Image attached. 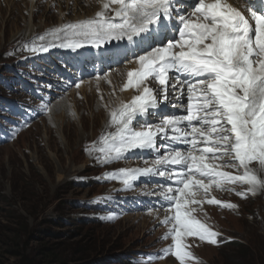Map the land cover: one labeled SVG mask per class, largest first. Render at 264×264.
<instances>
[{
  "label": "snow or ice",
  "instance_id": "1",
  "mask_svg": "<svg viewBox=\"0 0 264 264\" xmlns=\"http://www.w3.org/2000/svg\"><path fill=\"white\" fill-rule=\"evenodd\" d=\"M97 3L100 8L92 17L49 30L47 35L59 43L45 42V35H40V42L26 46L27 50L99 49L127 39L124 52L136 55L139 67L127 73L123 87L139 94L110 110L109 127L114 131L102 133L89 152H97V160L107 164L134 150L159 153L158 139L190 146L186 151L168 149L149 167L122 168L106 178L120 179L126 187L139 176L155 174L174 180L175 188L161 192L171 213L162 221L170 225L162 238L173 241L163 253L179 264H193L198 258L185 239L197 237L217 244L219 233L196 218L192 205L237 207L215 197L198 199L197 194L207 197L213 188L232 191L226 186L241 184L248 187L236 195L246 198L264 189V178L250 167L258 162L264 171V0H246L247 16L228 0H186L184 9L192 10L187 15L177 10V23L172 24L167 21L173 17L175 0ZM136 48L144 54L137 55ZM170 74L176 83H169ZM149 78L162 86L160 99L146 86ZM169 88L178 91V98L186 97V114H163L161 102L167 101ZM149 115H159L160 123L145 121L133 127L138 116ZM227 167L243 171L233 174L223 170Z\"/></svg>",
  "mask_w": 264,
  "mask_h": 264
},
{
  "label": "rangeland",
  "instance_id": "2",
  "mask_svg": "<svg viewBox=\"0 0 264 264\" xmlns=\"http://www.w3.org/2000/svg\"><path fill=\"white\" fill-rule=\"evenodd\" d=\"M35 1L0 0V70L11 64L19 66L21 62H24L21 68L33 69L31 51L26 46L38 43L37 35L45 34L49 41H57L47 35L53 29L51 25L66 24L73 15H80V10L76 13L72 9L83 7L82 1L78 4L77 0H73L72 6L71 0H53L57 2L52 7H47L48 0H39L38 4ZM63 8L68 16L64 22ZM68 10L73 12L68 15ZM84 10L90 13L94 8ZM74 18L77 17H72L71 22L78 20ZM33 30L38 33L33 35L30 33ZM127 69L113 73L116 87L121 88L120 78L123 81L127 78ZM102 80L106 81L103 77ZM87 83L88 80L77 87L82 93L74 96L75 88L68 103H59L42 120L19 127L12 138L0 136V264H21L24 258L32 264H178L168 259L171 255L158 256V251L152 259L144 260L143 252L150 250L155 241L147 219L133 214L122 217L113 210L108 213L104 202V210L97 211L98 217L91 221L94 212L80 206L81 201L92 199L94 194L108 195L114 189L100 183L96 186L75 183L82 177L100 178V167L89 149L104 127V114L98 118L99 110L108 109L111 100L106 97L113 90L118 92L115 84L109 82L102 89L96 85L84 93ZM120 92L121 89L116 96ZM25 94L16 97L24 98ZM91 94L95 96L98 112L95 103H88L87 96ZM64 104L66 107L62 108ZM251 168L264 178L258 162H253ZM229 170L242 169L225 168ZM247 187L237 184L232 191L217 190V199L232 201L236 208L216 206L206 213L195 207L196 218L203 215L208 224L211 220L214 231L224 236L216 245L189 244L198 258L193 264L198 260L208 264H264V189L246 198L236 195ZM232 239H237L238 245L229 242ZM138 251H141L139 260L130 263L118 260L121 255Z\"/></svg>",
  "mask_w": 264,
  "mask_h": 264
},
{
  "label": "bare ground",
  "instance_id": "3",
  "mask_svg": "<svg viewBox=\"0 0 264 264\" xmlns=\"http://www.w3.org/2000/svg\"><path fill=\"white\" fill-rule=\"evenodd\" d=\"M80 1H82V0H77L76 2L78 3V4H80L79 2ZM92 5L90 6V8L92 7V8H94V10H96L99 6V4L97 3V0H92ZM64 15V14H63ZM78 16V15H77ZM74 21V20H73ZM62 22V21H61ZM64 22V21H63ZM68 22V21H67ZM60 24V23H59ZM61 25V24H60ZM59 25V26H60ZM57 26V25H56ZM32 32H34V30L33 31H31L30 33H32ZM48 37V36H47ZM51 37V36H50ZM83 67V66H82ZM81 67V68H82ZM127 71V70H126ZM109 76V78H110V81L109 82H111V84H112V82L114 83V84H116L114 81V77H113V75L112 76H110V75H108ZM123 76V75H122ZM125 76H127V75H125ZM125 76H124V79H125ZM100 80H98V81H100L102 84H100V85H97V87L98 88H101L102 89V87H105L106 86V81L105 80H102V77H98ZM119 78H120V76H119ZM119 80V79H118ZM117 80V81H118ZM87 81V80H86ZM124 81H127V78L124 80ZM85 82V81H84ZM87 84H91V85H89L90 87L88 88L87 87ZM87 84H84V89H83V92L84 93H88L87 91L88 90H90V88H95V85H93L91 82H89V83H87ZM118 84V83H117ZM115 86V85H114ZM119 87V86H118ZM120 87H121V85H120ZM116 88V87H115ZM105 89V88H104ZM121 89V88H120ZM92 91V90H91ZM114 91V90H113ZM122 91V90H121ZM121 93V94H120ZM119 94H120V97H123V98H125V99H128L133 93L132 92H120ZM118 96V95H117ZM74 100H77V99H74ZM87 100H88V103L90 104V105H93L94 103H95V105H96V102H95V96L93 95V94H91V96H87ZM109 103H110V101H109ZM108 104V103H107ZM98 105V104H97ZM96 105V109H97V112H98V109H99V107ZM66 107V105L64 104L63 105V107L62 108H65ZM101 107V106H100ZM104 112V113H103ZM105 113H109V110L108 109H104L103 111L102 110H99V112H98V118L101 116V115H103V114H105ZM94 117H96L97 118V114H95V116ZM74 120V119H73ZM73 120H71V121H73ZM72 125H74V122L72 123ZM71 126V125H70ZM78 134V133H77ZM82 134V133H81ZM174 264V263H173Z\"/></svg>",
  "mask_w": 264,
  "mask_h": 264
},
{
  "label": "trees",
  "instance_id": "4",
  "mask_svg": "<svg viewBox=\"0 0 264 264\" xmlns=\"http://www.w3.org/2000/svg\"><path fill=\"white\" fill-rule=\"evenodd\" d=\"M237 243H238V242H235L234 244L238 245ZM21 264H32V262H31L30 260H27V259L24 258V259L22 260Z\"/></svg>",
  "mask_w": 264,
  "mask_h": 264
}]
</instances>
